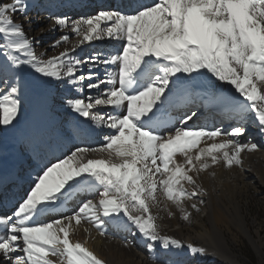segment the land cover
<instances>
[{
    "label": "snow or ice",
    "instance_id": "obj_1",
    "mask_svg": "<svg viewBox=\"0 0 264 264\" xmlns=\"http://www.w3.org/2000/svg\"><path fill=\"white\" fill-rule=\"evenodd\" d=\"M28 10V0H0V130L23 155L57 107L75 113L76 123L66 150L35 174L10 214L0 213V264H106L87 240L72 239L84 223L101 237L109 224L138 235L150 253H162L160 264H179L170 258L185 249L193 259L206 255L203 246L162 234V217L152 210L163 198L190 224L186 203L195 200L197 214L207 204L200 175L242 168V154L260 150L242 137L249 121L264 136V0H150L75 20L53 15L51 30L65 34L51 45L64 50L51 57L37 52L39 41L15 20ZM69 32L76 37L71 47ZM104 40L119 45L114 54L73 55L85 42ZM61 85L58 99L53 88ZM202 107L229 126L189 124ZM28 110L35 120L24 130ZM93 136L103 143L89 146ZM16 177L14 169L0 173V187ZM80 192L89 198L70 215L42 219L62 213ZM162 210L172 217L167 205Z\"/></svg>",
    "mask_w": 264,
    "mask_h": 264
},
{
    "label": "bare ground",
    "instance_id": "obj_2",
    "mask_svg": "<svg viewBox=\"0 0 264 264\" xmlns=\"http://www.w3.org/2000/svg\"><path fill=\"white\" fill-rule=\"evenodd\" d=\"M32 0H28L29 10L26 16L16 15L15 20L20 22L24 26V30L31 38L34 37L39 44L36 47L37 52L45 51L48 57L58 55L64 50V47H59L53 50L51 48L52 43L59 39L65 31L51 30L54 27L53 20L50 19L53 15H67L70 20L78 19L82 16H88L94 14L98 9L108 7L110 5L119 7L121 4L136 6L138 3H147L149 0H115L107 3L101 8L91 7L92 4H85L84 8H79L82 1H72L70 5L62 7L60 13H42L38 11L37 7L31 3ZM34 2L37 0H33ZM54 0H49L43 4L46 8H50L54 3ZM150 2V1H149ZM93 3H96L93 1ZM70 8V9H69ZM60 10V9H59ZM70 36L71 43L68 47H71L72 43L76 42V37L72 33H67ZM119 45L116 48L112 47L109 41H92L85 42L80 48L76 50L73 55L80 57L81 59L91 56L94 53L101 52L104 54H114ZM114 66L110 68L113 70ZM84 72L87 73L88 65H84ZM96 72L101 78L104 76V66L101 65L96 68ZM87 83V81H85ZM106 87V86H102ZM65 87L63 85L58 88H53V94L58 99L65 95ZM95 93V90H93ZM87 89H85L84 95L87 96ZM98 111H108L109 108L98 106ZM173 117L178 115V111L171 113ZM202 115V116H201ZM76 114H66L64 108L57 107L54 113H52V119L47 123L42 134L30 142H26V151L23 155L14 153L10 140L3 142V133L0 130V173L6 172L10 169H14L17 173V177L14 183L7 186L0 187V213H9L16 206L17 202L27 192L32 180L37 172L48 164L50 160L45 161L47 157L54 162L56 157H59L66 149L64 147L67 143V134L71 126L76 123ZM83 119V118H79ZM35 120L34 114L31 110L24 113L21 128L26 130L30 124ZM211 122L218 127H228V122L221 124L219 115L212 109L204 108L199 109V119L189 121V124L194 126L210 125ZM175 123V120H174ZM234 123V122H233ZM248 129L246 135L242 137L243 142H255L260 146V150L254 153H243V166H233L231 169H227L223 166L210 169L208 173H202L197 183L202 185L208 192V196L204 197L207 201L205 212L207 225L203 222L199 224H189L184 222L180 216V212L170 203L164 201L161 198L160 209H153V214L162 217L156 220V223L160 227L162 234L178 238L187 243H198V246H203L207 249V254L197 259H193L185 253L182 256H172L171 261H178L179 264H204V263H216V264H240L237 262V258L232 254L228 245H226V239L223 232H237L242 235L250 244V246L257 253L260 252V248L263 247L260 243L253 240L249 233L246 216L243 211V206L240 203L241 196L248 189L254 187L255 191L264 195V136L259 135L256 126L250 121L246 124ZM79 143V142H76ZM86 143L91 147L99 146L103 141L95 136L91 137ZM214 172L215 176H211L209 173ZM258 185V186H257ZM257 186V187H256ZM86 198H89L86 193L80 192L72 196L70 200L62 206V213L53 212L48 216L43 217L44 220H51L59 218V215H70L79 204ZM195 202L188 201L186 207L189 210L190 204ZM165 205H167L168 211L173 213L172 217H169L167 211H163ZM10 206V210H6L5 207ZM122 215V214H121ZM126 219V218H125ZM83 227H88L90 235L83 231ZM186 232H197L194 236H189ZM133 236L130 232L120 228H116L112 224L107 226V234L104 237L99 236L97 231L90 225L84 223L81 227H77L72 239L88 242V247L94 251V253L103 259L106 264H160L164 256L160 251L150 253L145 247V242L139 238L138 235L133 236L134 239H126L125 234ZM125 241L131 242L128 247H125ZM231 242L235 243L236 238L232 237ZM137 243V244H135ZM231 244V243H230ZM139 246V247H138ZM145 249L144 252L140 249ZM260 254V253H259ZM261 256V254H260Z\"/></svg>",
    "mask_w": 264,
    "mask_h": 264
},
{
    "label": "rangeland",
    "instance_id": "obj_3",
    "mask_svg": "<svg viewBox=\"0 0 264 264\" xmlns=\"http://www.w3.org/2000/svg\"><path fill=\"white\" fill-rule=\"evenodd\" d=\"M3 142L7 143L9 141L7 134L3 135ZM258 186V185H257ZM256 186V187H257ZM240 203L243 206V211L246 216L247 225L249 228V233L253 240L257 243L263 245L260 248V254L254 251V249L250 246L248 241L237 232H223L224 238L226 239V245H228L232 254L236 256L237 262L240 264H264V195L258 194L254 187L248 189L240 199ZM192 212L191 217V225L199 224L203 222L207 225L206 221V212L205 209L199 214L194 211ZM208 226V225H207ZM185 233V232H184ZM189 236H194L197 232H186ZM185 233V234H186ZM126 239H134L133 236H129V234H125ZM235 237L236 242L232 243L231 238ZM231 243V244H230ZM192 244L198 246L196 242ZM139 247V246H138ZM144 248L140 249V251L144 252ZM156 264V263H155ZM159 264V263H158ZM216 264V263H213Z\"/></svg>",
    "mask_w": 264,
    "mask_h": 264
},
{
    "label": "built area",
    "instance_id": "obj_4",
    "mask_svg": "<svg viewBox=\"0 0 264 264\" xmlns=\"http://www.w3.org/2000/svg\"><path fill=\"white\" fill-rule=\"evenodd\" d=\"M204 264H211V263H204Z\"/></svg>",
    "mask_w": 264,
    "mask_h": 264
}]
</instances>
